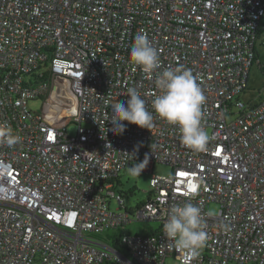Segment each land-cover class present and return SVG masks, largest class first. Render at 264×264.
<instances>
[{"label":"built area","instance_id":"obj_1","mask_svg":"<svg viewBox=\"0 0 264 264\" xmlns=\"http://www.w3.org/2000/svg\"><path fill=\"white\" fill-rule=\"evenodd\" d=\"M263 16L264 0H0V137L19 136L0 143V264H264V100L239 99ZM138 33L159 53L150 74L130 59ZM176 67L206 96L201 151L152 108L157 74ZM130 87L155 126L123 121L114 134L111 105ZM37 98L40 112L28 107ZM144 159L149 197L131 214L159 226L120 234L125 254L99 235L132 222L115 181ZM155 163L170 174H153ZM189 199L208 233L195 259L163 232L170 208Z\"/></svg>","mask_w":264,"mask_h":264},{"label":"clouds","instance_id":"obj_2","mask_svg":"<svg viewBox=\"0 0 264 264\" xmlns=\"http://www.w3.org/2000/svg\"><path fill=\"white\" fill-rule=\"evenodd\" d=\"M130 59L140 66L145 73H152L161 68L158 50L154 48L146 33H138L130 51ZM155 84L159 94L152 101L155 114L167 123L178 127L181 142L194 151L203 150L208 142V135L201 126L203 105L206 96L198 83V77L191 69L176 67L165 69L157 74ZM126 102L111 105L113 116L110 118L114 134H123L126 125L123 121L151 130L154 115L146 107L135 88H129ZM19 136L6 131L0 137V143L9 146L18 143ZM147 157V156H145ZM148 158V157H147ZM148 164V159L134 163L128 171L140 176ZM202 210L189 201L170 208L168 218L163 224L166 238L173 242L174 248L185 257L197 258L206 247L208 233Z\"/></svg>","mask_w":264,"mask_h":264},{"label":"rangeland","instance_id":"obj_3","mask_svg":"<svg viewBox=\"0 0 264 264\" xmlns=\"http://www.w3.org/2000/svg\"><path fill=\"white\" fill-rule=\"evenodd\" d=\"M261 26L264 25V18L260 21ZM261 63V66L259 65ZM239 99L243 102L257 103L264 100V46H259V56L258 63L255 62L254 65L249 70V75L247 79V86L243 93L239 96ZM43 103L42 98H37L35 100H30L28 102V107L34 112H40ZM235 110V108H234ZM229 117L228 120H230ZM77 126L70 123L66 132L72 136L76 134ZM129 168L122 170L120 173V184L116 183L115 194L121 193L123 195V205L127 210H134L136 206L147 199L150 191V178L151 173L142 171L140 176L131 175L128 171ZM153 174L156 175H169L171 168L164 164L155 163L153 166ZM134 188L131 195L128 194L129 189ZM110 207L113 210H118L119 204L116 197L110 198ZM210 211H216L218 206L212 203L208 206ZM123 207L120 209L123 211ZM132 222L127 224L124 229L128 230L130 233L144 234L147 230L156 229L159 226L157 221H143L135 218L134 214H131ZM119 231L115 229H108L100 233L99 237L104 239L107 243L112 244L114 234H118ZM165 264H179L173 257H167L165 259Z\"/></svg>","mask_w":264,"mask_h":264},{"label":"trees","instance_id":"obj_4","mask_svg":"<svg viewBox=\"0 0 264 264\" xmlns=\"http://www.w3.org/2000/svg\"><path fill=\"white\" fill-rule=\"evenodd\" d=\"M263 18H264V16H263ZM260 25H261V24H260ZM259 63H260V62H259ZM259 65L261 66V63H260ZM257 103H258V102H257ZM129 167H131V166H129ZM129 167H127V168H129ZM127 168H126V169H127ZM124 170H125V169H124ZM119 177H120V175H119ZM119 177L116 179L115 182L120 184ZM133 190H134V188L129 189L128 194L131 195V194L133 193ZM122 196H123V195H122ZM148 197H149V194H148ZM148 197H147V198H148ZM145 201H146V200H145ZM145 201L140 202V203L136 206V208H138L140 205L144 204ZM126 210H127V209H126ZM132 211H133V210H127L126 212H128L129 214H131ZM117 230L119 231V233H118V234H114V238H113V241H112V245H113L116 249H118V250L122 251L123 253L127 254L126 251H125V249H124V247L120 244V242H119V240H118L119 235H120V234H124V233H126L127 230H126V229H123V228H119V229H117ZM145 233H147V231H146ZM103 240H104V239H103Z\"/></svg>","mask_w":264,"mask_h":264},{"label":"crops","instance_id":"obj_5","mask_svg":"<svg viewBox=\"0 0 264 264\" xmlns=\"http://www.w3.org/2000/svg\"><path fill=\"white\" fill-rule=\"evenodd\" d=\"M258 56H259V48L257 49V59H258Z\"/></svg>","mask_w":264,"mask_h":264},{"label":"snow or ice","instance_id":"obj_6","mask_svg":"<svg viewBox=\"0 0 264 264\" xmlns=\"http://www.w3.org/2000/svg\"><path fill=\"white\" fill-rule=\"evenodd\" d=\"M193 191H195V188L193 187Z\"/></svg>","mask_w":264,"mask_h":264}]
</instances>
